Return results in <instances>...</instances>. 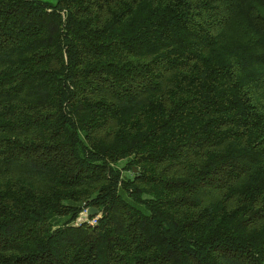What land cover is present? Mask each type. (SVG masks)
I'll use <instances>...</instances> for the list:
<instances>
[{
	"label": "trees",
	"instance_id": "16d2710c",
	"mask_svg": "<svg viewBox=\"0 0 264 264\" xmlns=\"http://www.w3.org/2000/svg\"><path fill=\"white\" fill-rule=\"evenodd\" d=\"M0 264H264V0H0Z\"/></svg>",
	"mask_w": 264,
	"mask_h": 264
},
{
	"label": "water",
	"instance_id": "95a60500",
	"mask_svg": "<svg viewBox=\"0 0 264 264\" xmlns=\"http://www.w3.org/2000/svg\"><path fill=\"white\" fill-rule=\"evenodd\" d=\"M98 215V210L94 208L86 209L85 213H82L80 217L76 220V223L80 224L87 220L89 217H95Z\"/></svg>",
	"mask_w": 264,
	"mask_h": 264
},
{
	"label": "built area",
	"instance_id": "2783aa9c",
	"mask_svg": "<svg viewBox=\"0 0 264 264\" xmlns=\"http://www.w3.org/2000/svg\"><path fill=\"white\" fill-rule=\"evenodd\" d=\"M86 211H84L83 213H85ZM97 218H98V216H95V217H92V219L90 220V225H95L96 224V221H97Z\"/></svg>",
	"mask_w": 264,
	"mask_h": 264
}]
</instances>
